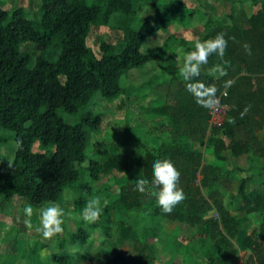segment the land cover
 Returning a JSON list of instances; mask_svg holds the SVG:
<instances>
[{"label":"trees","instance_id":"obj_1","mask_svg":"<svg viewBox=\"0 0 264 264\" xmlns=\"http://www.w3.org/2000/svg\"><path fill=\"white\" fill-rule=\"evenodd\" d=\"M93 1L42 0L39 17L31 19L23 8L7 9L5 1L0 0V128L13 132L17 144L13 168L6 157L0 156L2 206L15 197L37 208L58 204L65 190L79 181L82 171L88 172L92 182L102 173L117 172L125 177L118 203L105 205L99 222L89 225L90 229L111 228L115 212H140L150 218L155 230L161 228L162 220L179 222L186 231L195 229V242L184 248V260L171 264H185L194 256L192 249L199 245L203 251L206 243L212 251L208 264H264V195L247 192L254 178H241L237 192L230 194L228 203L237 201L234 210L219 190V186L226 188L235 174L246 171L238 165L224 169L220 163L228 160L227 153L261 160L258 176L260 182L264 181V138L258 135L264 130V0H250L254 10L251 16L232 1L224 19L209 20L194 29L191 45L197 39H214L218 33H225L228 40L223 60L209 57L199 77L206 85H215L217 97L229 107L222 128L210 127V110L196 103L178 69L171 70L164 103L152 110L166 118L155 149L114 153L102 161L89 158L86 151L93 133L103 124L104 114L87 107L96 94L109 100L126 96L128 90L122 87L121 78L132 69L156 61L157 54L144 53L143 47L159 27L146 20L137 30H126L120 43L102 42V56L97 58L87 45L92 29L109 26L116 13L130 16L137 10L134 0ZM167 40L164 50L171 49L170 42L185 47L190 44L175 36ZM27 43L33 44V49L23 51ZM245 43L250 45V54L243 47ZM218 64L227 75L217 78L209 74ZM227 80L234 84L225 88ZM246 106L250 110L241 118ZM61 111L72 116L82 114L70 124ZM36 142L46 151L34 152ZM208 148L219 162L207 160ZM156 160H170L181 173L179 187L186 199L171 214L162 212L154 194L135 190L137 178L152 180ZM84 189L91 193L89 186L84 185ZM158 190L152 189L153 193ZM77 203L81 208L86 206L82 199ZM257 214L258 228L242 234L240 226L246 217ZM90 240L82 228L70 235L74 245H90ZM60 247V252L52 255V264H113L88 249L74 257L62 243ZM113 261L126 263L119 254ZM130 261L154 264L155 260L141 253Z\"/></svg>","mask_w":264,"mask_h":264},{"label":"rangeland","instance_id":"obj_2","mask_svg":"<svg viewBox=\"0 0 264 264\" xmlns=\"http://www.w3.org/2000/svg\"><path fill=\"white\" fill-rule=\"evenodd\" d=\"M6 8L21 7L27 16L31 19L39 17V10L42 0H4ZM136 14L123 15L116 13L112 16L109 26L102 28H93L88 39L87 45L93 50L95 56L100 58L101 43L110 44L120 43L125 36L126 30L138 29L143 22L150 20L156 27H159L149 39L145 42L143 52L147 54H157L156 61L148 63L142 68L130 70L127 75L121 78V85L128 91L126 96H120L115 100L104 98L101 94H96L89 107L94 113L104 114V121L98 131L94 132L91 138V144L86 153L89 158L102 161L106 155L114 153H127L132 150L144 152L146 149H155L160 133V127L152 119H142L141 117L149 114L155 107L164 103L165 86L168 79L171 78V70L178 73L183 66L185 52H189L191 46H178L175 42H170L172 46L169 50H164V45L169 36L184 37L186 39L194 38V29L202 28L209 20L221 21L223 14L229 13L232 1L238 9L244 8L249 14L253 11L250 0H134ZM180 1L182 3L180 4ZM89 3H94L89 0ZM190 40V44L192 41ZM33 49V44L27 43L22 46L23 51ZM176 55L170 56V53ZM182 57V58H181ZM172 60V61H170ZM175 60L177 62H175ZM64 120L74 124L79 120L78 116H72L65 112H60ZM153 115V114H152ZM152 118V117H151ZM7 137V141L1 139ZM157 137V138H158ZM138 138V139H137ZM136 140H140L136 141ZM144 140V143L141 141ZM17 144L14 140L13 132L0 128V156L13 159L16 153ZM34 152L46 151L39 142L33 146ZM206 155H210L212 148H208ZM207 156V160L210 161ZM229 160V159H228ZM223 161L224 166L232 170V160ZM238 160V159H237ZM212 162V161H211ZM239 164L244 166L245 172L235 174L231 183L224 189L219 186L227 204L232 205L234 210L235 203L230 204V194L237 192V187L241 178L251 176L254 178L247 187L249 194L264 195V181L260 182L258 176L260 161L258 158L248 160L246 157L239 158ZM253 165L254 169L248 172V168ZM250 166V167H249ZM256 171V172H254ZM125 183V177L117 172L102 173L100 179L92 182L89 174L82 171L79 181L73 188L66 189L59 205L65 212L72 214V219H68L65 231L62 235L54 237L52 240H44L42 236L35 231V226L39 225L41 211L52 204L41 208L33 207V216L31 218L34 225L29 230L24 220V208L29 205L25 200L15 197L10 202L2 206L3 194L0 192V264H52V255L60 252V244L70 255L76 256L79 252H96L101 258L112 260L115 254L122 256L127 262L133 264L130 258L141 253L153 256L154 264H171L175 260H184V248L191 246L195 235L191 238L185 237L186 228L169 226L155 230L150 222V218L142 213L130 212L128 214L114 213V224L107 229H90L79 217L84 208L78 204L82 199L87 202L98 198L103 206L108 204L117 205L120 196V187ZM235 187L230 189V185ZM84 185L89 186L91 193L84 189ZM106 202V204H105ZM244 216V215H243ZM247 221V230L250 232L257 229V220L259 215H252ZM252 218V219H251ZM255 218L256 223H255ZM82 228L87 231L91 240L90 245L83 246L79 243L74 245L70 242V235L77 233ZM194 235V236H193ZM78 248L79 251L73 253L71 250ZM47 249L51 255L46 261L40 258V251ZM206 252L197 256L192 261L185 264H208V257L212 255L211 248L207 245L204 248ZM99 250V251H98ZM112 258V259H111ZM81 264H88L85 261Z\"/></svg>","mask_w":264,"mask_h":264},{"label":"clouds","instance_id":"obj_3","mask_svg":"<svg viewBox=\"0 0 264 264\" xmlns=\"http://www.w3.org/2000/svg\"><path fill=\"white\" fill-rule=\"evenodd\" d=\"M225 36V33H218L214 39L205 41L195 40L194 50L185 54L183 66L179 70L180 76L187 82V91L193 95L196 103L210 111H219L227 106L220 103L217 97L218 89L216 86L206 85L199 80V77L201 75V68L208 64L209 57L215 55L223 60L228 47V40ZM243 47L246 53H251L250 45L245 43ZM209 74L217 78L227 75L226 71L219 64L211 68ZM233 84V80H227L224 83V87L228 88ZM249 110L250 108L246 106L240 113L241 118ZM7 162L8 166L13 168V160L8 158ZM152 169V180L149 182L147 179L137 178L135 190L141 194H154L162 212L171 214L175 207L186 199L183 189L179 187L181 173L170 160H156L152 165ZM153 188L159 190L153 193ZM103 207L100 199H91L87 202L79 218L87 225L96 224L103 214ZM24 214L26 217L24 223L29 230H32L34 225L31 218L34 213L33 207L30 204L25 206ZM72 218L71 213L65 212L59 205L52 204L41 211L39 225L35 226V231L44 240H52L54 237L64 233L67 220ZM71 251L75 253L79 249L74 248ZM39 255L42 261H46L51 253L47 249H42Z\"/></svg>","mask_w":264,"mask_h":264},{"label":"crops","instance_id":"obj_4","mask_svg":"<svg viewBox=\"0 0 264 264\" xmlns=\"http://www.w3.org/2000/svg\"><path fill=\"white\" fill-rule=\"evenodd\" d=\"M251 5V4H250ZM254 11V10H253ZM253 11L249 14L248 12H246L247 13V15L248 16H251L252 15V13H253ZM181 38H184V37H181ZM184 39H186V38H184ZM186 40H188V41H190L191 39H186ZM191 41H194V39L193 40H191ZM189 46H192L191 47V49H190V51H193L194 50V45H191V44H189ZM187 52H185L184 54H183V56L182 57H185V54H186ZM170 56H172V55H176V52L175 53H170L169 54ZM181 57V58H182ZM170 61H172V60H170ZM175 62H177L176 60H175ZM153 114V115H152ZM152 117V118H151ZM142 119H152L151 120V122H156V123H158L157 125H159V127L161 126V125H163L164 123H166V118H164V117H162V116H159V115H156L155 113H153V111H150L149 112V114H148V112H147V115H146V113H145V115L144 116H142L141 117ZM159 135V134H158ZM258 135H259V137L262 139V138H264V130L263 131H260L259 133H258ZM158 137V136H157ZM156 137V139H158ZM138 139V138H137ZM136 141H139L140 142V140H136ZM141 143H143V144H145L144 143V140H142L141 141ZM157 144H158V142H156ZM157 144H155L154 146H156ZM210 155L208 156L209 158V160L210 161H212V163H215L216 161L217 162H219L218 160H217V158H216V156H215V154H214V152L212 151L211 153H209ZM226 156L228 157V159L229 160H232V169H233V167H234V165H238V166H240V167H242V168H244V166H241L240 164H239V157L237 158V157H233V156H230V154H226ZM243 157V156H242ZM244 157H246V156H244ZM238 159V160H237ZM246 159H247V157H246ZM228 160V162L230 163L231 161H229ZM254 160V159H253ZM260 161V164H261V160H259ZM221 165H222V167L224 168V169H227V170H229L228 169V167H226V166H224V162L222 161L221 163H220ZM250 167V166H249ZM245 169V168H244ZM235 179H236V177H235ZM231 183V182H230ZM235 187V185H234V183L233 184H231L230 185V189H233ZM223 188L225 189V186H223ZM226 190V189H225ZM227 201V200H226ZM228 202H229V200H228ZM226 204H227V202H226ZM250 217L252 216V215H249ZM248 216V217H249ZM247 219L248 218H246V220H245V222L244 223H242V225L240 226V229H241V232H242V234H244V233H251L252 232V230L249 232L248 230H247V225H249V222L247 221ZM252 219V218H251ZM256 219L257 218H255L254 220H255V223H256ZM259 221L260 220H257V224L256 225H259ZM174 226V228H177V227H182V224L181 223H179V222H173V221H167V220H162V223H161V228H165V227H169V226ZM258 228V227H257ZM254 229H256V228H254ZM253 229V230H254ZM195 233V229H192V230H185V232H184V235H185V237H188V240L191 238V234H194ZM195 242V240H193V243ZM192 245V244H191ZM209 246L210 247V244H208V243H206L202 248H205L206 246ZM192 251H193V254H194V256H193V258L192 259H190V261H192V260H194V259H196L197 258V256H199L200 254H202V253H204V252H206L207 250L205 249V251L203 250L202 251V249L200 248V246L198 245V247H195V248H193L192 249ZM131 262V261H130ZM127 263V262H126ZM125 263V264H126Z\"/></svg>","mask_w":264,"mask_h":264},{"label":"built area","instance_id":"obj_5","mask_svg":"<svg viewBox=\"0 0 264 264\" xmlns=\"http://www.w3.org/2000/svg\"><path fill=\"white\" fill-rule=\"evenodd\" d=\"M220 100V103L222 105H226L223 103L222 98L218 97ZM227 106V105H226ZM228 111L229 107L222 108L219 111H209V124L211 128H222L227 120L228 117Z\"/></svg>","mask_w":264,"mask_h":264}]
</instances>
